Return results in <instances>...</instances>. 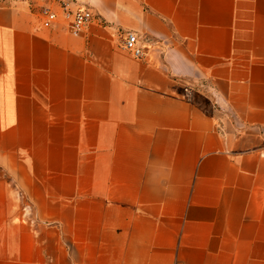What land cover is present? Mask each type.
Instances as JSON below:
<instances>
[{
  "label": "crops",
  "instance_id": "obj_1",
  "mask_svg": "<svg viewBox=\"0 0 264 264\" xmlns=\"http://www.w3.org/2000/svg\"><path fill=\"white\" fill-rule=\"evenodd\" d=\"M0 264H264V0H0Z\"/></svg>",
  "mask_w": 264,
  "mask_h": 264
},
{
  "label": "built area",
  "instance_id": "obj_2",
  "mask_svg": "<svg viewBox=\"0 0 264 264\" xmlns=\"http://www.w3.org/2000/svg\"><path fill=\"white\" fill-rule=\"evenodd\" d=\"M43 26L48 27L58 19L57 13L45 9L42 11ZM62 17L68 23L69 30L72 34H80L89 25L93 18L91 10L87 7L80 8L75 12L64 10ZM122 47L130 52L134 57L142 56L141 49L137 46V37L133 33H128L123 41Z\"/></svg>",
  "mask_w": 264,
  "mask_h": 264
}]
</instances>
